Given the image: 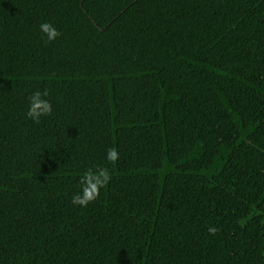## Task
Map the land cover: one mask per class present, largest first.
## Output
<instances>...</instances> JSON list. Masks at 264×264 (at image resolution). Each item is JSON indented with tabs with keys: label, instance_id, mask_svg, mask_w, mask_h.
Wrapping results in <instances>:
<instances>
[{
	"label": "trees",
	"instance_id": "16d2710c",
	"mask_svg": "<svg viewBox=\"0 0 264 264\" xmlns=\"http://www.w3.org/2000/svg\"><path fill=\"white\" fill-rule=\"evenodd\" d=\"M0 264H264V0H0Z\"/></svg>",
	"mask_w": 264,
	"mask_h": 264
},
{
	"label": "clouds",
	"instance_id": "9594fccd",
	"mask_svg": "<svg viewBox=\"0 0 264 264\" xmlns=\"http://www.w3.org/2000/svg\"><path fill=\"white\" fill-rule=\"evenodd\" d=\"M39 32L45 44L55 42L61 36L56 26L49 22L39 24ZM50 91L47 88L33 90L27 97L26 119L33 124H39L45 117L53 113V105L50 100ZM118 159V153L115 149L107 150L105 160L108 163H115ZM111 176L108 169L95 168L86 169L78 178V190L71 196V204L74 207L85 208L95 202L100 195L101 189L110 181ZM209 235L214 236L218 229L215 226H209L207 229Z\"/></svg>",
	"mask_w": 264,
	"mask_h": 264
}]
</instances>
